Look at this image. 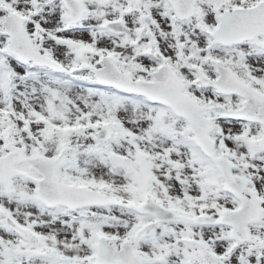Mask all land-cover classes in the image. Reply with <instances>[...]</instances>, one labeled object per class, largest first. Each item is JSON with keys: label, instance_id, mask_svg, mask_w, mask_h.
I'll list each match as a JSON object with an SVG mask.
<instances>
[{"label": "snow or ice", "instance_id": "6c2138e0", "mask_svg": "<svg viewBox=\"0 0 264 264\" xmlns=\"http://www.w3.org/2000/svg\"><path fill=\"white\" fill-rule=\"evenodd\" d=\"M0 264H264V0H0Z\"/></svg>", "mask_w": 264, "mask_h": 264}]
</instances>
